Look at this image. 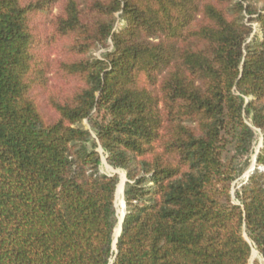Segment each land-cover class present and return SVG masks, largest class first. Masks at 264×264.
<instances>
[{
	"label": "trees",
	"instance_id": "16d2710c",
	"mask_svg": "<svg viewBox=\"0 0 264 264\" xmlns=\"http://www.w3.org/2000/svg\"><path fill=\"white\" fill-rule=\"evenodd\" d=\"M102 156L127 176L116 245ZM254 248L264 0H0V264H250Z\"/></svg>",
	"mask_w": 264,
	"mask_h": 264
},
{
	"label": "rangeland",
	"instance_id": "374dc122",
	"mask_svg": "<svg viewBox=\"0 0 264 264\" xmlns=\"http://www.w3.org/2000/svg\"><path fill=\"white\" fill-rule=\"evenodd\" d=\"M102 52H104V49L98 50L96 52V54L97 55H101ZM85 124L88 125V122H85ZM257 136H258V139H257L256 145H255V152L252 154V159H251L252 160V163L250 164V166L246 170V172L234 183V189H233L234 192L237 189H239L240 186L243 183H245L247 181L248 176L250 175V173L252 172V170L255 167V156H256L257 151L260 148V145L262 143V138H263V135H262V133H261L260 130H257ZM102 160H103L102 161L103 163L101 165V171L104 172V173H107V174H111V175L112 174H115V173L118 174L119 175V178H120V181H119L118 186L121 183H123V192H124V181L127 178L126 172L123 169H116V168L111 167L107 163V161L105 159V156H102ZM117 190H118V187H117ZM123 198H124V196H123ZM115 202H116L117 213H118L119 223H120L121 216L123 217L124 213L126 212V204L124 203V206L121 204L120 199H118V197H117V191H116V199H115ZM255 261H259L261 264H264L263 257L260 255V253L257 251V249L254 248L253 251H252V257L250 259V264H255Z\"/></svg>",
	"mask_w": 264,
	"mask_h": 264
},
{
	"label": "bare ground",
	"instance_id": "6f19581e",
	"mask_svg": "<svg viewBox=\"0 0 264 264\" xmlns=\"http://www.w3.org/2000/svg\"><path fill=\"white\" fill-rule=\"evenodd\" d=\"M124 192H123V183H121L119 186H118V190H117V197L118 199H120V202L121 204L124 206V198H123V195ZM122 216H121V219H120V223L117 225L116 229H115V236L119 233L120 231V228H121V220H122Z\"/></svg>",
	"mask_w": 264,
	"mask_h": 264
},
{
	"label": "water",
	"instance_id": "95a60500",
	"mask_svg": "<svg viewBox=\"0 0 264 264\" xmlns=\"http://www.w3.org/2000/svg\"><path fill=\"white\" fill-rule=\"evenodd\" d=\"M262 146H263V138H262V143H261V145H260V148H261ZM260 148H259V149H260ZM258 152H259V150H258L257 153H256V156H255V162H256V158H257V154H258ZM105 159H106V157H105ZM248 177H249V176H248ZM126 181H127V178H126L125 181H124V187H125ZM124 203H125V199H124ZM125 214H126V212L124 213L123 218H122V220H121V228H120V231H119V233L115 236V242H114V245H116L117 240H118V238H119V236H120V234H121V232H122V225H123V220H124Z\"/></svg>",
	"mask_w": 264,
	"mask_h": 264
}]
</instances>
